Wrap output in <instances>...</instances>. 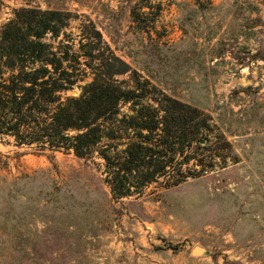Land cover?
<instances>
[{
    "label": "rangeland",
    "instance_id": "374dc122",
    "mask_svg": "<svg viewBox=\"0 0 264 264\" xmlns=\"http://www.w3.org/2000/svg\"><path fill=\"white\" fill-rule=\"evenodd\" d=\"M0 1V35L23 6L70 12L60 36H47L62 51L80 52L92 22L130 65L117 78L148 81L142 103L159 108L166 94L198 108L182 133L201 123L206 137L140 194L117 199L98 154L0 136V264H264V0ZM121 106L132 115V102ZM178 170L186 181L167 186Z\"/></svg>",
    "mask_w": 264,
    "mask_h": 264
},
{
    "label": "trees",
    "instance_id": "16d2710c",
    "mask_svg": "<svg viewBox=\"0 0 264 264\" xmlns=\"http://www.w3.org/2000/svg\"><path fill=\"white\" fill-rule=\"evenodd\" d=\"M70 18L64 10L23 6L2 26L0 136H11L17 145L35 146L40 152L64 151L86 159L98 154L114 198L140 194L149 182L164 176L176 154H185L194 142L203 147L206 137L198 136L201 123L195 124L189 139L182 133L200 111L166 94L159 108L142 103L148 97V81L129 88L117 78L129 72L130 65L92 22L87 27L93 35L88 34V43L81 37L80 52L70 44H61L68 47L65 51L54 47L47 36L58 38ZM75 88L80 93L69 94ZM122 102H132L129 117L122 114ZM187 110L193 113L190 118ZM122 140H128L125 147L113 153ZM224 149L219 145L215 150ZM183 160L185 164L190 157ZM180 172L167 186L186 181Z\"/></svg>",
    "mask_w": 264,
    "mask_h": 264
},
{
    "label": "water",
    "instance_id": "95a60500",
    "mask_svg": "<svg viewBox=\"0 0 264 264\" xmlns=\"http://www.w3.org/2000/svg\"><path fill=\"white\" fill-rule=\"evenodd\" d=\"M193 253L195 255H199V254H202V253H205V249L200 247V246H196L193 250Z\"/></svg>",
    "mask_w": 264,
    "mask_h": 264
}]
</instances>
